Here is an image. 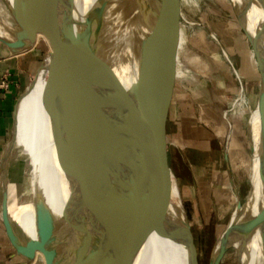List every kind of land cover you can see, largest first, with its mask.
Returning a JSON list of instances; mask_svg holds the SVG:
<instances>
[{
  "label": "water",
  "instance_id": "95a60500",
  "mask_svg": "<svg viewBox=\"0 0 264 264\" xmlns=\"http://www.w3.org/2000/svg\"><path fill=\"white\" fill-rule=\"evenodd\" d=\"M57 0L56 12L61 24L72 32L67 37L51 41L34 76L41 69L47 71L46 101L51 117V130L57 149L66 154L69 146H77L83 139L97 142L95 154L70 164L67 173L77 171L88 162H94L85 179L76 182L69 195V205L63 213L68 231L61 235L60 221L55 219L45 196L34 184L36 236L25 237L11 219L9 202L13 200V186L26 180V159L14 156L18 126V107L22 95L32 86L34 78L18 95L15 102V121L12 135L1 162L3 171L2 218L3 225L14 244L15 253L26 261L36 252L43 254L46 264H127L136 250L140 237L148 225L168 215V186L173 171L168 161L166 138V102L159 86L160 77L148 56L143 35L145 15L152 0H97L88 11L86 27L69 12V2ZM8 3V2H7ZM258 4L264 9V0H249V6ZM17 28H7V36L0 35L12 53H21L33 47L38 32L51 38V30L40 24L31 12H25L17 0L8 3ZM255 51L260 72V91L257 102L259 115L264 116V49L260 31L245 29ZM130 38L135 40L137 74L126 88L119 85L112 70L114 58L127 49ZM88 51L96 76L90 112L78 118L77 108L91 96H71L60 89L62 64L73 52ZM158 91L162 95V114L157 120L151 100ZM251 151L253 145L249 139ZM261 153V150H260ZM16 174V176H15ZM258 174L264 183L261 154ZM250 188L243 204L247 208L254 198L258 184L249 171ZM247 223L261 229L264 253V222L259 216L249 215ZM225 232L223 233V235ZM222 235V237H223ZM193 263L197 264L191 233ZM219 263V262H218ZM264 264V258L262 261Z\"/></svg>",
  "mask_w": 264,
  "mask_h": 264
},
{
  "label": "rangeland",
  "instance_id": "374dc122",
  "mask_svg": "<svg viewBox=\"0 0 264 264\" xmlns=\"http://www.w3.org/2000/svg\"><path fill=\"white\" fill-rule=\"evenodd\" d=\"M0 22L5 29L17 28L11 11ZM142 30L167 105L168 161L187 216V223L182 222L168 191V215L157 222L176 264H189V244L181 239L187 224L197 264H212L213 248L250 188L247 125L259 97L258 60L230 0H152ZM39 39L24 54L33 58L21 92L49 50L44 38ZM259 132L264 134V127ZM11 135L12 130L8 140ZM4 230L0 224V233ZM5 236L7 240L0 237V264L25 262L8 257L14 244ZM246 251L244 239L233 237L218 264H245ZM33 264L44 263L38 257Z\"/></svg>",
  "mask_w": 264,
  "mask_h": 264
},
{
  "label": "bare ground",
  "instance_id": "6f19581e",
  "mask_svg": "<svg viewBox=\"0 0 264 264\" xmlns=\"http://www.w3.org/2000/svg\"><path fill=\"white\" fill-rule=\"evenodd\" d=\"M10 1L6 0L8 3ZM17 1L25 12H31L40 24L45 25L51 30V38L42 32H38L33 47L39 42V37H43L48 44V51H50L52 40L72 35V32L66 30L58 19L56 12L57 0ZM96 1L71 0L68 5L69 12L77 21L86 27L88 11ZM230 1L235 6L238 21L244 30L253 32L260 31L259 36L264 49V9L258 4L249 6V0ZM65 3V0H63L61 6L63 7ZM9 12L8 6L2 2L0 5V17L4 13ZM0 35L7 36V30L2 26L1 22ZM130 39L127 49L114 58V66L112 67L114 75L116 76L115 78L123 88L128 87L134 81L137 74L136 51L132 49L136 43L134 42L135 40ZM61 67L63 72L62 76L71 73L68 78H62L59 86L62 91H67L70 97H74L71 95H74L72 93L76 89L81 91L77 95L78 97L83 95L91 96L89 101L84 102L77 108L78 118L83 119L82 117L86 115V112L91 111L92 96L96 87V76L91 67L88 51L71 53ZM46 78L47 71L41 69L37 76H34L32 86L22 95L18 107L17 135L12 154L20 158V160L26 159L29 165L25 168L26 180L24 179L12 188V194L15 196L13 200H10L8 209L11 219L25 237L36 236L34 184L37 192L45 196L50 209L54 213L55 219L60 221L61 235L68 231L69 226L63 220V213L69 205V195L73 189V185L77 181H81L84 191L86 190L87 187L84 185L85 179L94 162H88L81 166L79 170L71 173H67L64 167L69 164L68 161H70L71 165H74L85 160L93 153L95 154L97 147V142L88 137L83 139L77 146H69L66 154L61 153L57 149L52 135L51 117L46 101ZM159 95L161 97L162 114V95L158 91H155L150 103L157 120H159ZM258 125H261V127H258ZM262 127H264V116L261 117L257 107H255L251 111L248 119L247 137L253 145L249 161V171L252 173L253 182L258 184V188L254 198L249 202L246 209H244V206L236 204L226 228L221 233L213 248L212 264H218L224 249L233 237H240L247 244V259L245 258V264H262L264 253L261 246V229L252 228L254 230H252L253 232L249 230L251 226L245 218L247 214L248 216L259 214L264 222V183H261L258 174L260 154L264 167V134L259 132V129ZM242 160L244 159L242 158ZM2 178L3 171L0 173V188ZM168 191H171L174 197L176 210L180 213L181 221H186L187 223V216L179 199L178 184L174 173L171 175V183L168 186ZM2 197L3 193L0 191V224H3ZM4 231L5 234H8L6 229ZM224 232L225 234L223 235ZM190 233L191 231L187 224V230L182 233L181 239L189 244V264H194L191 244L188 239V234ZM169 235L171 234L169 233ZM38 257L46 264L43 254L39 251L36 252L32 260L27 263L24 262L23 264H33ZM127 264H176L157 219L152 221L143 232L137 248Z\"/></svg>",
  "mask_w": 264,
  "mask_h": 264
},
{
  "label": "crops",
  "instance_id": "0c3cea01",
  "mask_svg": "<svg viewBox=\"0 0 264 264\" xmlns=\"http://www.w3.org/2000/svg\"><path fill=\"white\" fill-rule=\"evenodd\" d=\"M28 50L15 54L8 49L5 43L0 41V82L2 77L7 74L10 83L8 88L0 87V173L2 171V158L9 141L8 134L13 129L15 121V102L21 92V90L19 91V87L23 85L26 79L25 75L28 73V67L30 66L29 61L33 58V54L32 56L30 55L31 57H24V54ZM38 67L39 66H37V69ZM2 235L3 238L6 239L5 231L2 234L0 233V237ZM1 247L4 248L5 245ZM13 250L14 251L8 254V257L21 258L15 253V249ZM23 263L24 261L22 260L20 264Z\"/></svg>",
  "mask_w": 264,
  "mask_h": 264
},
{
  "label": "built area",
  "instance_id": "2783aa9c",
  "mask_svg": "<svg viewBox=\"0 0 264 264\" xmlns=\"http://www.w3.org/2000/svg\"><path fill=\"white\" fill-rule=\"evenodd\" d=\"M9 79L7 77V74H5L3 77H2V80L0 82V87L2 88H8L9 87Z\"/></svg>",
  "mask_w": 264,
  "mask_h": 264
}]
</instances>
